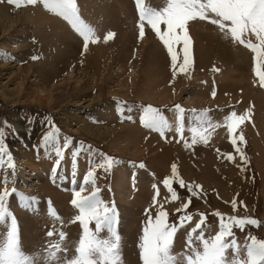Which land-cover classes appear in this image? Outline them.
I'll return each mask as SVG.
<instances>
[{"label":"rangeland","instance_id":"374dc122","mask_svg":"<svg viewBox=\"0 0 264 264\" xmlns=\"http://www.w3.org/2000/svg\"><path fill=\"white\" fill-rule=\"evenodd\" d=\"M78 2L79 0H76L77 6H78ZM40 4L42 3L39 2L38 0V2L34 5L23 4L20 7H16L13 4H9L7 0H0V66L2 67L10 66L11 69L18 68L20 73H25V72L27 73V77L23 81V86L19 87V83H20L19 78H15L13 76L8 77L7 73H10L12 71V70L10 71V68L7 70L6 69L0 70V124H3V127L5 128V134L3 140L7 150L10 152L13 158L11 163L14 164L15 166L14 168L9 167L10 162L7 156L3 157V162L0 163V170H1L0 190H3V188L5 189L6 185L7 186L9 185L7 188L9 191H11V189L13 188L16 189V192L12 193L7 198L6 206L8 207V210L11 212V214H14L15 211V210L11 211L12 210L11 206L13 207L15 201H18L17 203L23 201L22 204L16 203L15 207H19L18 211H25L27 214L33 215L31 209L33 206L36 205L35 203H40L39 199L41 198H43V201H41L43 203L42 204L43 208H44V204H46V207L47 205L48 206L51 205V209L54 210L57 215L59 214L56 205L51 200L52 197L50 195H46L42 197L43 194H48V193H43L42 190L40 191L39 184L42 181L44 182L48 181L47 184L52 189L60 190V188L56 186H60L61 184L63 185L64 182L67 180L64 177H60V183H61L60 184L57 180L59 179L58 176L55 177L52 176L47 179V177L49 176V170H51L52 167L50 166L48 167L45 164V160L49 159V163H50L53 161V158H55L54 156L55 152L53 150H49L51 149L52 146H56V144L59 143L62 149L65 138H71L72 142L70 143L71 145L69 144L70 147L78 145L76 148H78L79 152L82 150L83 147L84 148L88 147L89 149L94 151V155L97 158L95 160L96 163L95 169H93L92 171H94L95 177L98 178V181L102 183V186L99 188V189L102 188L99 192V195H101L100 198L106 204L113 201L114 205H117L116 213L122 214V211H120L119 209V206L122 207L121 206L122 204L120 202L117 203L116 198L113 196L114 195L113 192L109 188L111 181L113 179V170H112L113 167L109 171H105L103 168L97 167V165L99 164L98 158L103 160L104 155L113 157L116 160V163L114 165H116L117 163H121L118 161V159L123 160L124 162H126V165L125 163L123 165L120 164L121 170H123L122 168L125 167L131 168L130 166L127 165L130 164L133 165L135 168V172L133 173L131 169L130 176L132 175V173H133L132 176H134V174H137L135 165L138 166L140 163H143L145 165V167L142 169L145 172L143 173L145 178H142L140 176V179H142L145 183L148 184V195H147L148 197L146 199V201L148 200V202L145 205V207L141 209L139 218H137V220L135 221L136 224L133 223L134 228L132 229L135 237L134 251L137 250L135 251V253H137L136 254L137 257L135 258H138L139 264H142V260L140 259L139 256L140 251L138 252L139 244L141 243V240L139 238H141V236L143 235V228L146 226L149 216H151L154 219L157 210L160 209L161 207L163 208V210H165L168 213L167 222L169 224H175L178 228L177 233L174 234L173 246L171 249L172 253L178 256L177 264H185L183 257L180 255L181 253L190 254V252L187 250V234L192 228L195 227V223L200 221L201 219L200 213L204 214L205 222L204 224L201 225V229L197 230V232L193 234L192 244L197 248H200V243L199 241H196L194 237L195 235H199L200 231H203L205 238H211L218 232V231L213 232L211 230V233H209L210 227L211 229L213 228V226L219 227L220 218L212 214L214 211H218L219 213H221L225 217L226 222H227V217L232 215H235L240 218L247 216L250 218L257 219L260 222L257 226L246 225L243 230L233 226L232 228L233 237L226 238L227 241L235 237H236L235 239L239 238V239H243L244 241H247V237L249 236V234L255 235L258 239H264V151L258 149L259 147L261 148L264 147V142L262 140L263 138L261 134L258 132L257 129L258 125L256 123V118H255L256 106L254 104V101L252 103L253 99L250 97L251 99L248 98V100L245 101L243 89H237L235 94H232L234 91L232 92L223 91L224 93L222 92L220 94L221 96L219 95V98L222 99L221 101L222 106L215 104L213 106H216V108L214 107L213 108L214 110L212 109L211 111H215V110L216 111L220 110L221 112L223 111L221 113L222 117H219L217 121L212 122L213 125H219V126L215 127L216 130L215 128L212 129L211 134H214L213 132L216 133V131H218V128L220 130L223 129L225 134L222 135L223 138L221 137L220 139H218L219 142L218 141L216 142V138L213 137L212 141L215 142L213 144L212 141L210 140L211 138H208L207 142L205 143L200 141L199 137H197V143L191 144L192 133L187 129L190 128V125L194 126V124L195 126L198 127L201 124H203L201 123L203 121L198 120L200 121V124L196 125L195 119L197 118H195L193 122L190 117H186L185 113L183 114L182 124L185 126H187L186 125L187 122H189L187 123L188 125L190 123L191 124L189 125V127L188 126L186 127L187 129L185 130L187 131L185 132V134H182L184 139H181L180 135H176L169 129H166L164 131L163 136H161L159 131H157L156 133L150 132L149 129L144 127L141 123L140 118L142 115V108L144 106L151 104L152 106L159 108L162 113H166L169 108L164 109L162 108V104H158L157 102H155L160 97V94H158L159 89L157 87L159 83L148 81L147 84L150 85V88L146 91L140 90L143 89V84H144V81L142 79L143 77H141L140 75H144V73L146 74V64H145L146 62L144 61L146 57L138 56L137 54H139L140 52H138L137 50L141 49L142 46L143 47L147 46L145 44H141V42H147L146 40H144L146 38H148L149 41L153 40L158 42L159 38L156 36V33L152 29H144L145 35L143 36V38H140L138 31L139 28L137 25L135 26V24L132 22L133 20L130 21L132 23H128L130 25L128 26L127 24L124 23L123 19L121 20L120 18H118L119 22L117 19V21H114L113 25L111 24V26L107 28L105 32H102L104 34H100L99 32L98 34L94 35L93 39H95L99 45L105 46V48L107 44H111L113 42L114 43L113 49L120 48V50L123 51L124 49H126L127 46L121 48L120 42L118 41L120 40L119 38L121 37L122 31L126 33V31H124L125 29H127V31L130 30L131 33L129 32V35L133 36L130 41L131 42L130 45L132 46H130L129 44L127 45H129L130 47L129 51L130 52L132 51L131 56L135 54L139 58L134 55L133 56L134 59H129L126 67L124 62L120 61V59L115 60L113 63L111 57H108L109 54H110L109 56H112L111 52L104 53L105 52L104 51L103 52L104 54L102 56L103 59L101 57L100 66L96 71H92L90 70V68L84 70L85 62L86 60L90 59V56L86 55V49L84 48V41L79 34L72 33V38L69 39V42L65 45L67 47H69L70 45H72L71 46L72 48L73 46L75 47L74 49H72L70 53V56L73 57L75 60L73 62L70 61L69 64L68 62H66L67 65L61 63V60L64 58L62 55V50L64 46L48 45V43H45L44 41L38 39L40 35H38L36 31L33 29L31 21L27 18L25 19L24 16L28 11L30 14H33L34 13L33 11H36L37 10L36 8ZM2 11H8L10 15H14L16 13V15L18 16V20L12 21L8 16L2 17ZM48 13L52 14L50 12ZM50 16L52 17L53 14ZM115 17H117V14L115 15ZM82 18L84 22L88 24L87 19L85 21V18L84 17ZM101 19L102 18H100V20ZM200 21L203 22L204 20L200 19ZM2 23L3 24L6 23V24L2 25ZM21 23L25 26H29V29L27 31H22L18 33L17 31L22 28ZM63 23L66 25L65 21ZM193 23L196 24L195 20H193ZM193 23L189 21L187 25L189 36L192 40V65L190 66L188 73L177 72L176 74V76L177 75L188 76V77L190 76L189 77L190 81L184 82L182 86L173 87V91L176 94H171L170 96H176L172 104L177 103L181 106H186V108L182 107L184 109H193V108H201V107H202L201 109H209L213 107V106L212 107L209 106L211 105V103L209 104V102H207V104L204 107L199 106L198 105L199 103H197L198 106L190 105L191 107L190 106L187 107V105H183L182 103L185 102L187 96L190 97L191 100L194 97L191 95V93H187L189 91L188 89L189 86L192 84L191 81V78H193L192 74L196 68L194 62L195 61L194 46L196 45L195 42L196 38L194 39V37L196 33L199 32L200 30L202 29L203 31L206 30L205 28L202 29L200 28L199 30L197 29L195 30V28H193L194 26ZM121 25L122 26L124 25L123 27L125 28H123ZM5 26L9 34L4 37L2 35V30L4 29ZM66 26L67 28L68 27L70 28V30L68 31L75 32V30L72 27H70L71 25H69V23H67ZM144 27H150V26L146 25ZM165 27L166 26H162L161 30L163 31ZM97 28L98 27H96V29L94 28L96 30L95 33H97L98 31ZM192 28L193 31H191ZM109 31L114 33V36L108 39L107 41H105L104 37ZM219 34L220 33H216V36H219ZM219 37H221V34ZM72 40L75 42H73ZM91 41L92 40H90L89 42ZM117 42L119 43V46H117L118 44L116 45ZM159 42H160V46L164 50V53L166 54L165 56L167 57V63H168L166 64V67L164 66V74H165L164 76H167L168 82L172 83L174 79H173V69L171 67V58L170 56H168L167 49L163 46V43H161V41ZM22 43L23 45L25 43H27L28 45L23 46ZM2 44H4L5 46H1ZM18 44H21V46H19ZM134 44L136 45L138 44V46L136 45L134 46ZM203 45H206L205 41L203 42ZM78 46H79V52L77 53ZM181 48H182V44L176 45V51L178 53V61H177L178 65L183 60V54L182 52H180ZM113 49L111 48L109 49V51ZM49 51L51 54L49 53ZM33 56H36L38 58L33 60L31 59V57ZM108 61H110V65L107 64ZM213 61L211 63L216 65H212V67L207 68V70L205 68H196L197 71L199 70L197 73L203 75L200 76L199 79H197L196 81L197 85L200 82L199 86H201V84H203V82L206 81L208 78L209 80H212L210 81V83L209 81L205 83L207 88L210 89L211 94L209 96H207V94L203 96L205 98L209 97L210 99L209 101L215 100L218 97V92L220 87V82L210 78H213L212 77L213 75L215 76L218 73L222 72L221 71L222 68L219 66L220 63H218V61L215 62ZM116 64H119L120 67H122L121 69L122 70L124 69L126 71L125 77L123 76H122L123 78L121 77L122 79H125L124 83L126 85L124 87H121L122 89L121 88L120 89L123 91L124 89L126 90L127 88V91L123 92V93L125 92L128 93L127 97L123 96L126 94H120V96L114 97L113 95L116 94L109 92L111 87L112 86L115 87V85L117 84L116 81L118 78L116 73L113 72V70L117 68ZM130 65L132 69L128 68ZM113 66H115V68H113ZM226 66L228 65H225L224 67ZM216 69H218V71H216ZM74 70H76L75 71L76 76L75 77L68 76V75L74 76L73 75L74 72H72ZM109 71L111 72L112 77L109 80H107L106 83L101 84L100 78L103 77L104 73H107ZM229 71H230L229 73L233 76H237L238 74V71L235 69V67L230 66ZM98 72L102 73L100 77L96 76V73ZM140 72L142 73L140 74ZM79 75L81 77L80 80L78 78ZM257 79L258 78H255V80H253L254 82L252 84L253 89H256L257 87L260 88L258 86L259 80ZM77 80H79V85H82V87L84 86L85 83L94 80V86L88 83L85 85L87 87L86 89H83L81 87L80 91L78 89L73 90L72 88L68 90V88H70L71 86L73 87L74 82ZM86 80H88V82H86ZM42 84L46 86L47 90L45 89L44 86H42ZM116 87H120V86H116ZM234 87L236 88L237 86L234 85L231 90H233ZM213 88H215V92H216L215 97H213L212 95ZM249 88H251V86ZM28 91H32L33 94H31ZM111 101L115 103L114 104L115 107L113 108V112H111L110 114L109 113L106 114L107 116H111V117L114 116L118 120L114 122H109L108 120L103 121V119H101L102 116L100 117L99 115H101V113H105L103 111L108 112L109 108L106 107V103H109ZM121 101L124 102L122 105L119 104V102ZM87 104H90V106H87ZM118 105L119 108H122V111L118 109ZM228 105L236 107L234 109V112H236L237 115L247 114L244 121L242 123H239L238 126L235 128V131L232 133L234 137L243 135L244 141L241 142L237 140V146L240 147L244 152L246 156V161H242L240 159L239 154L235 151V147L231 143L227 128L224 126L225 117L229 115L227 109ZM174 113L176 114L177 117V113L175 112V109H174ZM206 118H208V120H212L211 117H209V115ZM46 120L52 121L54 125L58 127L60 130L59 133L57 134V142H54L52 145H49L48 148L41 146V140L43 134L46 132V130H51L49 125L45 122ZM76 120L77 121L79 120L80 122L83 121V122L92 123V125L94 124L96 126H101L104 129L113 128L115 137L114 138L108 137L105 140H101L96 137H93L90 133L86 132L83 129V127H81L78 123L75 124ZM166 120L170 124L169 128L175 129L173 125H176L177 122H174L171 118L168 117L166 118ZM190 121H192L194 124H192V122ZM219 123L222 125H220ZM123 126L124 129L122 130L120 127ZM129 126H131V128L134 129L140 128V130H138L139 131L138 134L134 135L135 140H139L141 135L143 137L141 142L138 143L139 146L145 145L144 143H146L147 141H152L153 139H156L150 144V147H147V149H150L153 146L152 148H154V150L153 152H151L152 154L154 152L155 153L159 152L160 154L163 151V149H166L167 152L170 150L169 153L167 154V160H165L166 167L164 171L161 170L160 172L161 174L156 173V171L149 166L152 163V165L155 167V165L158 162L154 160L153 163L151 157L149 156L152 155L151 153L147 155L150 158L145 157V159L144 158L140 159L137 158L136 154H134L132 148H129L128 150L127 147L122 152H116L114 148H110V146L113 143H115V139H117L118 142L121 144L120 146H123L126 135H123L122 137L123 139L122 138L119 139V136L126 133L127 131L126 129ZM23 127L26 128L25 132L21 131L22 130L21 128ZM37 128H40L38 129V134L35 133V130ZM250 129H253V131ZM141 130L142 132L140 133ZM255 132L256 135H254ZM256 137L258 140L256 139ZM252 139H255L253 141L256 142H252ZM184 140H187L189 144H191V147L186 148L184 146ZM141 147L144 148L143 146ZM24 150L32 151L34 155L36 156L38 155L37 156L38 158L44 159L42 163L44 164L43 167H41L39 160L37 158L35 159V163H37V166H39L42 169L41 171L42 173L40 172L41 177L39 174L35 176L34 170L29 171L28 167L25 168L26 165L24 164L20 166L18 165L19 155H21V152H23ZM226 153H231L233 155L232 161L226 159V156L224 155ZM81 154H83V152H81L80 155ZM173 164L177 166V174L180 177V179L185 181V185H186L185 187L181 188L180 185L175 180L172 181V188L173 190L176 191L178 197L176 200H171V194L168 192V190L165 188L164 184L162 183V181L166 177L171 176V166ZM241 168H243V171L241 170ZM59 169L60 170L62 169V165ZM21 173L24 174L25 178H29V179H25L24 181H22L24 178L23 176H20ZM128 173L129 171L126 174L128 175ZM85 175L86 172L85 173L80 172L79 178H85ZM11 177H16V178L18 177L16 181H18L19 183L22 182L23 184L21 185L18 182L17 185L13 183L11 184ZM19 177H22L23 179L22 178L19 179ZM33 177L36 178L32 179ZM135 178L137 179V183H138V175L137 177L135 175ZM130 179L132 180L134 179V177L128 178V181ZM5 180H7V183H10L11 185L5 183L4 182ZM134 183L135 181H133L130 186L131 191L129 189L130 199H132V197L135 196L134 194H136L139 190V185L138 186L135 185L136 187L132 188L133 187L132 185ZM82 184H84V182ZM153 184L156 185L155 189L153 188ZM84 185H85L84 191L86 193H82V194L83 196H87L92 192L93 185L91 183H86ZM187 185H200L201 187L199 189L194 188L193 191L196 193V195H193L192 192L188 191ZM80 186L81 185L78 186V184L73 185L72 183L69 185V189H70V191L68 190L69 195L70 193L72 195H70L71 199L70 201H68L69 202L68 205H70L71 208H72V204L70 202L73 199L72 190L78 187L80 188ZM23 187H25V189H23ZM63 189L64 186H62L61 190ZM108 189L111 194L110 195L108 194L107 196L108 199H105L104 193L108 191ZM154 196L156 197L155 204L153 203ZM33 197L35 198V201H30L28 199ZM110 198L112 199L110 200ZM234 198L236 199L235 209H233L231 203ZM189 200L190 203L188 209L183 210L181 212L176 211L177 209H180L182 205L188 202ZM51 201L53 204H51ZM21 205L24 208H22ZM68 205L66 206V208L69 207ZM136 212H138V210H136ZM74 213L77 214L78 213L77 210L73 211V209H71V214L73 215ZM185 214H191L192 219L191 221H188L184 223L183 226H181L179 217ZM14 215L16 216V214ZM17 217H18V213H17ZM40 218L42 219V217L40 216L38 217L34 216L37 226H40L41 229H43L45 225H42L40 223ZM6 219L9 220L7 216ZM16 219L18 223V218ZM193 222L194 224H192ZM125 223H127V221H125ZM125 223L122 224L121 222L119 228H117L118 225L117 223H115L116 224L115 230L119 235V237H123V235L126 234V232H124L126 231L127 228V226H125ZM69 224H71V227L73 224L74 225L76 224V221L73 222L72 216H70L69 222L67 221V225ZM92 225L90 223L89 227L95 230V226ZM21 226H23V224ZM76 226H73L72 228H75L73 231H76L77 234L78 231L76 230ZM52 231L54 233L53 236L59 235L58 234L59 232L57 230L52 229ZM47 232L48 230L45 232V234ZM46 235L43 234V237ZM109 235L106 236V238H110ZM44 239L45 240L43 242L40 240L38 241V239H36L35 243L34 242L24 243V241L21 242L22 251H24L27 255H33L35 257H38V254L46 256L47 254L46 250L48 249L50 244L60 243V245L63 246V242H65L64 240L62 242L61 241L58 242L60 240L59 236L55 240H53L51 237H49L48 239L44 237ZM70 244H71V250H73L75 247L73 246L72 242ZM68 248H70V246ZM57 255L60 258L61 262L73 257V255H70L67 252H64L63 250L57 253ZM227 256L230 259L233 258V252L231 250H228ZM240 256L242 258H246V251L240 249ZM41 262L42 264H45L44 261L39 260V264ZM118 264H124L123 260L120 259L118 261Z\"/></svg>","mask_w":264,"mask_h":264},{"label":"snow or ice","instance_id":"6c2138e0","mask_svg":"<svg viewBox=\"0 0 264 264\" xmlns=\"http://www.w3.org/2000/svg\"><path fill=\"white\" fill-rule=\"evenodd\" d=\"M9 4L20 7L23 4L34 5L38 0H7ZM44 7L51 12L63 17L71 27L79 33L83 38L84 48L87 49L88 43L93 39L94 30L86 24L78 14V7L76 0H39ZM137 11L139 13L140 23L138 24L139 36L143 38L145 35L144 23L151 27L156 33V36L163 43L167 49V53L171 58V67L173 69V77L177 72L188 73L192 65V40L189 36L187 25L189 21L197 18L201 20H209L213 25H217L219 30L225 36H230L234 42L250 49L255 55L253 57L254 66L253 72L258 77L259 84L264 87V0H167L166 6L161 9H154L145 6L144 0H135ZM213 14L215 18H211ZM161 24L165 25V29L161 30ZM249 33L255 36L256 42L253 43L247 39ZM114 33L108 32L104 40L112 38ZM180 52L183 54L181 63L178 61V53L176 45H181ZM38 57L33 56L31 59L35 60ZM218 71V69H216ZM213 97L216 92L213 88ZM124 102H119L122 105ZM118 109L122 111V108ZM177 113V127L176 132L183 133L182 118L185 109L181 105H174ZM192 111H196L193 109ZM207 109L200 110V115L197 120L205 121L200 126L190 127L189 131L192 133L191 144L197 143V137L200 141L207 142V138L211 135V130L219 125H213L210 120L206 119ZM246 115H237L236 112H231L225 117V127L229 133V138L235 151L239 154L242 161H246V156L242 149L237 146V140L243 142L244 137L240 135L234 137L232 133L239 123H242ZM141 123L144 127L159 131L161 136L164 131L170 127L165 116L161 110L151 104L142 108ZM51 130H46L41 140V146L48 148L54 142H57V134L59 128L50 120L45 121ZM5 128L0 124V163L3 162V157L7 156L9 160V167L14 168L11 163L12 156L7 150L3 137ZM71 138H65L63 147L67 148L71 143ZM187 140H184L186 148L191 147ZM54 150L57 157L63 155L59 143L56 144ZM219 151V150H217ZM229 161L233 160L231 153L224 154ZM60 160H57V164ZM116 163L115 158L104 155L103 161L97 167L103 168L105 171L112 169ZM139 168L143 169L145 165L140 163ZM243 171V168H241ZM175 180L181 188L185 187V181L180 179L177 174V166H171V176L166 177L162 183L171 194V200H176L177 193L172 188V181ZM7 183V180L4 181ZM75 183V180H73ZM91 183L93 185L92 192L83 196L84 184ZM84 184H81L79 190L73 189V199L71 204L78 209V215L74 217L73 222L78 221L82 228V234L79 238L78 244L75 247V255L66 259L62 264H118L121 259L119 255V240L120 237L115 230V223L117 219L116 208L114 203L108 206L99 196L100 189L95 186L94 171H87L85 175ZM188 191L193 195L196 193L194 188L199 189L200 185H187ZM153 188L156 185L153 184ZM158 191V190H157ZM13 188L9 191L7 188L0 190V223L5 221V217L10 218V227L6 232V239L0 242V264H39L40 257L29 256L21 248V241L18 237L17 221L11 212H9L7 205V198L15 193ZM30 201H35V198H28ZM153 203H156V197H153ZM190 200L182 205L177 212L188 209ZM232 203L233 209L236 208V199ZM147 211V210H146ZM220 218L219 231L211 238H205L203 231L199 235H195L194 239L199 241L200 248L192 244L193 234L201 229V225L205 222V216L200 213L201 219L196 223L187 234V250L190 254L181 253L185 264H264V239H258L255 235L249 234L244 248L246 249V258L240 256V245L235 238L229 241L228 237H233V226L243 230L246 225L257 226L260 222L257 219L250 217H237L235 215L228 216L227 222L225 217L218 211L212 213ZM49 215L57 216L54 210L50 208ZM168 213L161 207L157 210L156 216L153 219L149 216L146 226L143 228V235L139 244L140 259L142 264H177L178 256L171 251L173 246L174 234L177 233L178 228L175 224L167 222ZM192 215L185 214L179 217L181 226L185 221H191ZM91 222L95 223V230H92L89 225ZM107 229L110 233V239H102L98 235L102 229ZM53 231H48L47 236L52 237ZM61 241L65 239V233L59 232ZM60 243L50 244L46 250L47 254L43 257L45 264H61L57 253L61 251ZM228 250L233 252V258L227 256ZM66 252V249L64 250Z\"/></svg>","mask_w":264,"mask_h":264},{"label":"bare ground","instance_id":"6f19581e","mask_svg":"<svg viewBox=\"0 0 264 264\" xmlns=\"http://www.w3.org/2000/svg\"><path fill=\"white\" fill-rule=\"evenodd\" d=\"M77 7H78V14H79L80 18L83 20L82 17H84L85 21L87 19L88 24L94 30V35L98 34L99 32H100V34H104L102 32H105L107 30V28H109L111 26V24L113 25L114 21H117L118 18H120L121 20L123 19L124 23L127 24L128 26H130L128 23H132V22H130L132 20V18H130L131 10H132L131 9L130 0H79ZM36 9H37L36 11H33L34 12L33 14H30L29 11H28L26 13V15L25 16L23 15V16L25 17V19L27 18V19H29L31 21L33 29L36 31V33L38 35H40V37L38 39L41 40V41H44L45 43H48V45H52V46L62 45V46H64V48L62 50V55H63L64 58L61 60V63L67 65L66 62H68V64L70 63V61L73 62L75 59L70 56V53H71L72 49H74L75 47L73 46V48H72L71 47L72 45H70L69 47H67L65 45L69 42V39L72 38V33H76V34H79V33H77L76 31L75 32L74 31H72V32L68 31V30H70V28L69 27L67 28V26H66L68 22L63 17L59 16L58 14H56L54 12H51L50 10L46 9L44 7L43 3L40 4ZM44 11H45V13H44ZM21 12H23V11H21ZM48 12L52 13L53 16L51 17L50 15H52V14H49ZM120 13H122V15H124L123 18H122ZM116 14H117V17H115ZM4 16H8L10 18V20H12V21H17L18 20V16L16 15V13L14 15H10L8 13V11H2V17H4ZM210 17L211 18H215L213 14H210ZM100 18H102V19L100 20ZM111 19H114V20H111ZM64 21H65L66 25L63 23ZM204 21H205V23H204ZM204 21L203 22L200 21L199 23L195 21L196 24H194L193 21H191V23L194 24L193 28H195V30L196 29L199 30L200 28L201 29L202 28L206 29L205 31H203V29L200 30L199 32L196 33V35L194 37V39L196 38V41H195L196 45L194 46L195 47V49H194L195 50L194 51V60L195 61L194 62H195L196 68H205L206 70H207V68L212 67V65H216V64L211 63L213 60H214L213 62L218 61V63H220L219 66L222 68V70H221L222 72L219 71L220 73H218L215 76L213 75L212 76L213 78H210V79H214L215 81L220 82L218 97L215 100H211V101H209L210 100L209 97L208 98L203 97L205 94H207V96H209L211 94L210 89L207 88L205 83L208 82V81L210 83V81H212V80H209V78H208L206 81L203 82V84H201V86H199L200 82L198 81L199 84L197 85V83H196L197 79H199V77L203 76V75H201L200 73H197L199 70L197 71L196 68H195V70H194V72L192 74L193 78H191L192 84L188 88L189 91L187 89V91H188L187 93H191V95L194 96V97L191 100L190 97L187 96L185 102H182V103H183V105H187L188 107L190 105H194V106L195 105L196 106L199 105V106H203L204 107L207 104V102H209V104L211 103V105H209L210 107H212L215 104L219 105V106H222V103H221L222 99L219 98V95L223 91H225V92L226 91H228V92L234 91L232 94H235L237 89H243L244 91L243 90L242 91H243V94L245 96V101L248 100V98L251 97L253 99L252 103L254 101V104L256 106V111H255L256 112V115H255L256 117L255 118H256V123L258 125L257 129H258V132L261 134V136L263 138L262 140L264 142V89L258 88V87L256 89L252 88L253 87L252 84L254 83L253 80H255V78H258V77H256V75L253 72V66H254L253 57H254L255 54L250 49H248L247 47L239 44L238 42H234L231 39L230 36H225L224 33L219 30L217 25H213L209 20H204ZM118 22H119V19H118ZM6 23H7V21H6ZM6 23H4V24H6ZM4 24L2 23V25H4ZM21 26H22V28L17 31L18 33L22 32V31H27L29 29V26H25L22 23H21ZM96 27H98L97 28V30H98L97 33H95L96 32V30H95ZM123 28H125V27H123ZM193 28H192L191 31H193ZM124 31H126V33L122 31L121 37L119 38L120 40L118 41V42H120V47L121 48L127 46L126 49H124L123 51L120 50V48L119 49H117V48L113 49L114 48V45H113L114 43L113 42L111 44H107L106 48H105V46L99 45L98 42H95V43H93L92 41L89 42L88 43L89 46L86 49V55H89L90 59L86 60L84 70L90 68V70L96 71L99 68V66H100L101 57L106 52L107 53L111 52L112 56H109L110 55L109 54L108 57H111V60H113V63H114L115 60L120 59V61H123L125 66H126L128 61H129V59H134L133 56L135 54H133L131 56V52L132 51L131 52L129 51L130 50L129 49L130 48L129 45L131 43L130 41H131L133 36L129 35L130 30L127 31V29H125ZM216 33H220L221 37H219L220 34H219V36H216ZM8 34L9 33L7 32V28L5 26L4 29L2 30V35L5 37ZM251 35H252V33L248 34V36H250L249 40H251L253 42ZM78 37H79V35H78ZM115 40H114V42H115ZM144 40H146L149 43H152L153 45L149 44L147 42H141V44H145L147 46H145V47L142 46L141 49L137 50L138 52H140L139 54H137L138 56L146 57L145 60H144L146 62L145 63L146 64V74L143 72L144 75H140L141 77H143L142 79L144 81L143 89H140V90L141 91H144V90L146 91V90H148L150 88V85L147 84L148 81L154 82V83H159V85L157 87L159 89L158 94H160V97L155 102H157L158 104H162V105H164V104L168 105L170 103H173L174 99L176 98V96H170L171 94H176L173 91V87L182 86V84L184 82H189L190 81V79H189L190 76L188 77V76L177 75V76L173 77L174 81L172 83H169L168 80H167V76H164L165 75L164 74V66L166 67V64H168L167 63V57L165 56L166 54L164 53L163 48L160 46V42L159 41L156 42V41H153V40L149 41L148 38H146ZM204 41L206 42V45H203ZM73 42H75V41H73ZM118 42L116 43V45L118 44L117 46H119ZM133 42H135V41H133ZM127 44H129V45H127ZM18 45L21 46V44H18ZM22 45H23V43H22ZM25 45H28V44L25 43L23 46H25ZM109 45H111V46H109ZM135 45L136 44H134V46ZM1 46H5V45L2 44ZM130 46H132V45H130ZM136 46H138V44ZM139 46H140V44H139ZM111 48L113 50L109 51V49H111ZM78 52H79V46H78V49H77V53ZM91 52H92V54H91ZM49 53H50V51H49ZM137 55H135V56L138 57ZM102 59H103V57H102ZM210 63H211V66H210ZM107 64L110 65V61H108ZM225 65H228V66L224 67ZM116 66H117V68H115V66H113V68H115V70H113V72L116 73L117 78H118L117 81H116L117 84L115 85V87L116 86H120V87H116L115 88V87L112 86L111 89L109 90V92L116 94V95H113L114 97L120 96V94H126V95H123V96L127 97L128 93L127 92L123 93L124 91H127V88H126V90L125 89L123 91L121 90L122 89L121 87H124L126 85L124 83L125 79H122L123 77H125V72L126 71L124 69L122 70L121 69L122 67H120L119 64H116ZM230 66L231 67H235V69L238 71L237 76H233V75H231L229 73L230 72L229 71L230 70ZM9 68H10V66H5V67L0 66V70H5V69L7 70ZM128 68L132 69L131 65ZM10 71H11L10 73H7L8 77L9 76H13L15 78H19V80H20L19 87L23 86V81L26 79L27 73L26 72L25 73H20L18 68H15V69H11L10 68ZM75 71L76 70H74L72 72L75 73ZM74 73H73L74 76H71V75H68V76L75 77L76 73L75 74ZM141 73L142 72H140V74ZM201 73H202V71H201ZM101 75H102L101 72L96 73L97 77H100ZM111 77H112V74H111L110 71L107 72V73H104L103 77L100 78L101 84L106 83L107 80H109ZM78 78H79V80L81 79L80 75H79ZM67 79H69V78H67ZM79 80L75 81L73 87L71 86L70 88H68V90L72 88L73 90L74 89H78L80 91L82 85H79ZM86 82H88V80H86ZM88 83H90L92 86H94V80H91ZM88 83H85L82 88L86 89L87 87L85 85L88 84ZM207 85H208V83H207ZM234 85H236L237 87L236 88L234 87L235 90L234 89L231 90ZM42 86H44L45 89H46L45 85L42 84ZM250 86H251V88H249ZM209 87H211V86H209ZM64 89H66V88H64ZM190 90H192V91H190ZM245 91H246V93H245ZM28 92L33 94L32 91H28ZM197 103H199V104L197 105ZM114 104L115 103L113 101H111L109 103H106V107L109 108L108 112L103 111L105 113H101V115H99L100 117L102 116L101 119H103V121L108 120L109 122H114V121L118 120L116 117L107 116V114H106V113L110 114L111 112H113V108L115 107ZM87 106H90V104H87ZM219 109H221V108H219ZM222 112L220 110L211 111V113L209 114V117H211V119H212V120H210L211 123L217 121V119H219V117H222V114H221ZM163 115L165 116V118L168 117V118H171L174 122H177V117H176V114L174 113V108H169L166 113H163ZM206 119L208 120V118H206ZM195 120H196V122H195L196 125H199L201 120L200 121H198L197 119H195ZM192 121L194 122V120H192ZM192 121H190V122H192ZM75 122H76L75 124L78 123L81 127H83V129L86 132L90 133L93 137H96L98 139L105 140L108 137H110V138H114L115 137V133H114V129L113 128L104 129L101 126H96L94 124L92 125V123L83 122V121L80 122L79 120L78 121L76 120ZM193 122H192V124H194ZM187 123H189V122H187ZM187 123H186V125L189 127V125L191 123L189 125ZM201 123H205V122L203 121ZM251 123H252V121H251ZM220 125H222V124H220ZM191 126L194 127L195 124H194V126L190 125V127ZM120 128L123 130L124 126L120 127ZM21 129L20 130L22 132L26 131V128H24V127L21 128ZM38 129H40V128H37L35 130V133H37V134H38ZM189 129L190 128H188L187 130H189ZM248 129H249V127H248ZM126 130H127L126 133H124V134L119 136V139H120V138L123 137V135H126V138L124 139L125 142H124L123 146H120L121 144L118 142L117 139H115V143H113L110 146V148H114L116 150V152H122L127 147H128V150H129V148H132L134 154H136L137 158H140V159L141 158L145 159V157L148 158L150 156L151 160L153 161V163H154V160H156L158 162L155 165V167L152 165V163L149 166L152 167V169H154L156 171V173L161 174L160 173L161 170L164 171V169L166 167V165H165L166 161L165 160H167V154L169 153L170 150L167 152L166 149H163V151L161 150L162 152L160 154H159V152L158 153L154 152L152 154L151 152H153V150H154V148H152L153 146L150 149H147V147H150V144L156 139H153V140L150 139L152 141H147L146 143H144L145 145H140L139 146L138 143L141 142L143 137L141 135L139 140H135L134 135L138 134V132H139L138 130H140V128L134 129V128H131V126H129ZM215 130H216V128H215ZM250 130L253 131V129H250ZM141 132H142V130L140 131V133ZM213 133L214 134H211L208 138H211L210 140L212 141V138L215 137L216 138V142L218 141V139H220L222 137V135L225 134L224 130L223 129L220 130L219 128H218V131H216V133L215 132H213ZM254 135H256V132H255ZM143 136H144V134H143ZM256 139H257V137H256ZM259 139H260V137H259ZM253 140H255V139H252V142H256V141H253ZM213 143H215V142L212 141V144ZM74 145H76V144H74ZM254 145H256V144H254ZM77 146H73V147L69 146V148L64 151V156L61 159V161H62V165L65 167L66 170L62 174H61L60 171L57 172V170L55 169V165H56L55 163H53V164L51 162L49 163V159L45 160V164L48 167L49 166L52 167V169L49 170V175L58 176L59 180H60V177H64L65 179H67L64 182V184H63L64 189L63 190L52 189L47 184V182H44V181H42L39 184L40 187L38 186L40 191L42 190L43 193H48V194H43L42 197H44L46 195H50L53 198L52 199L50 197L51 200L53 201V203L56 205L58 211H59V214L57 215L60 218L59 220H57L55 217L49 215V213H47L46 210L43 208V206H42L43 203L41 202V201H43V198H41V199L38 198L40 200V203H35L36 205L32 207L31 211H32L33 215H29L25 211H18L19 207H15V204L18 201H15V203L13 204V207L11 206V208H12L11 211L15 210L14 214H16V216L14 214H12V215H14L15 218H18V223H17V226H18L17 227L18 228V237H19L21 242L24 241V243L25 242H31V243L34 242L35 243L36 239H38V241L40 240V241L43 242L45 240L44 237L47 238V239L49 238L46 235L47 233L45 234V232L47 230L48 231H50V230L52 231V229H54V230H57L58 232L63 231L65 233V238L66 239H64L65 242H63V244L65 243V245H69L70 249H71V244H70L71 242L73 243V245L78 244V241H79V238H80L81 232H82L81 231L82 228H81L80 223L79 222L77 223V221H76V224L72 225V227L77 225L76 226V230L78 231L77 234H76V231H73L75 228H72L71 224L67 225V221L69 222L70 216H72L73 220H74V217L78 214V213L77 214L74 213L72 215L71 214V209L72 208L70 207V205H68V203H69L68 201H70V199H71L70 195H72L71 193L69 195V191H70L69 185L71 183L73 185H77V184H78V186L81 185L84 182L85 178H79L80 172H84L85 173L87 171H92L93 169H95V166H96L95 160H96L97 157H95L94 151L91 150V149H88L87 147H85V148L83 147L82 148V150L80 152H83V154L80 155V152L78 151V148H76ZM141 146H143L144 148H142ZM55 147L56 146H52L51 149H54ZM258 149H261V150L264 151V147H262V148L259 147ZM150 153L152 155H149ZM147 155H149V156H147ZM37 156L34 155L32 153V151L24 150L23 152H21V155H19V164L18 165L19 166L23 165V164L26 165L25 168L28 167L29 171L34 170V175L35 176H37L39 174L40 177H41L42 169L39 166H37V163H35V159L37 158L39 160V163L41 164V167L44 166V164H42L44 159L38 158ZM44 157H45V155H44ZM98 159H99V162L98 161L97 162L100 164L103 160L100 159V158H98ZM148 160H150V159H148ZM118 161L121 162V163H117L116 165L113 166V169H112L113 170V179L111 181V184H110L109 188L113 192V194H114L113 196L116 198L117 203L120 202L122 204L121 205L122 207L119 206L120 211H122V214H120L122 216V218H121V220H116V223L118 225L117 228L120 227L121 222L123 224V223H125V221H127V223H125V226H127V228H126V231H124V232H126V234L123 235V237H120V240H119V255H120L121 259L123 260L124 264H139L138 263L139 262L138 258H135V257H137L136 256L137 253H135V251H137V250L134 251V240H135V237H134V232L132 231V229L134 228L133 227V225H134L133 223H135L137 218H139V214L141 212V209L143 207H145V205L148 202V200L146 201V199L148 197L147 196L148 195V184L145 183L142 179H140V176L142 178H145V176L143 174L145 172L141 168L135 166L136 170H137V172H136L137 174H134V176H132L133 173L135 172V169L132 168V165L131 164L127 165V166H130L131 168L125 167V168H122L123 170H121L120 164L123 165L125 163V165H126V162H124L121 159H118ZM152 161H150V162H152ZM60 167H61V165H60ZM131 169H132L133 173L130 176ZM128 171H129V173L127 175L126 173ZM0 173H1V170H0ZM135 175H136V177L138 175V183L136 185L137 186L139 185V190H138V192L136 194H134L135 196L132 197V199H130V197H129V195H130L129 189H130V185L131 184H129V181L131 179L128 181V178H133L134 177V179H136ZM20 176H23V178H24L23 179L22 177H19V179L20 178L23 179V180L21 179L22 181H24L25 179H29V178H25L24 174H22V173H21ZM17 178L16 177H11V184L13 183V184L17 185L19 183L18 181H16ZM35 178L36 177H33L32 179H35ZM205 178H207V177H205ZM73 180H75V183H73ZM7 184H10V183H7ZM19 184L22 185L23 183L20 182ZM8 186L6 185V188H8ZM95 186L97 188H100L102 186V183H100L98 181V178H96V177H95ZM78 188H76V189H78ZM23 189H25V187H23ZM108 194L109 195L111 194L109 192V189H108V191H106L104 193V195H105L104 198L105 199H108V197H107ZM99 196H101V195H99ZM52 201H51V204H53ZM37 202H39V201H37ZM22 203H23V201H21V202H19L17 204H22ZM67 205L69 207L66 208ZM173 205H175V204H173ZM44 206L46 207V204H44ZM21 207H22V205H21ZM22 208H24V207H22ZM136 210H138V212H136ZM17 213H18V217H17ZM34 216L42 217V219L40 218V223L42 225H45V227H43V229H41L40 226H37V224L35 222L36 220L34 219ZM7 218H9V217H7ZM9 220H10V218H9ZM22 224H23V226H21ZM49 224H51V225H49ZM92 224L95 226L94 222L93 223L91 222V225ZM192 224H194V222ZM50 226H51V228H50ZM115 226H116V224H115ZM9 227H10V223L7 220H5L3 223H0V242H3L6 239V232L9 230ZM211 230L213 232L214 231L217 232V231H219V227L218 226H213L212 229L210 227L209 233H211ZM43 234L46 235V236L43 237ZM98 235L102 239H110L111 238V237L110 238H106V236L109 235V232H108V230L106 228L102 229ZM58 236L57 235L56 236H52L51 238L53 240H55L56 238H58ZM49 240H51V239H49ZM230 240H229V242H230ZM236 240H237L238 244L240 245V249L246 251V249L244 248V245H245L246 242H249V241H244L243 239H239V238H237ZM60 241L61 240H59L58 242H60ZM179 243H180V241H179ZM69 246H67V247H69ZM138 249H139L138 250V252H139L140 248H138ZM29 256H33V255H29ZM40 264H42V262Z\"/></svg>","mask_w":264,"mask_h":264}]
</instances>
